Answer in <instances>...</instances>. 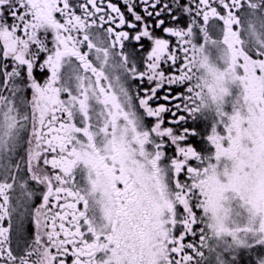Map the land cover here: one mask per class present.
I'll return each mask as SVG.
<instances>
[{
	"label": "snow or ice",
	"instance_id": "6c2138e0",
	"mask_svg": "<svg viewBox=\"0 0 264 264\" xmlns=\"http://www.w3.org/2000/svg\"><path fill=\"white\" fill-rule=\"evenodd\" d=\"M264 264V0H0V264Z\"/></svg>",
	"mask_w": 264,
	"mask_h": 264
},
{
	"label": "flooded vegetation",
	"instance_id": "af4514ba",
	"mask_svg": "<svg viewBox=\"0 0 264 264\" xmlns=\"http://www.w3.org/2000/svg\"><path fill=\"white\" fill-rule=\"evenodd\" d=\"M242 264H244V262L242 261Z\"/></svg>",
	"mask_w": 264,
	"mask_h": 264
}]
</instances>
